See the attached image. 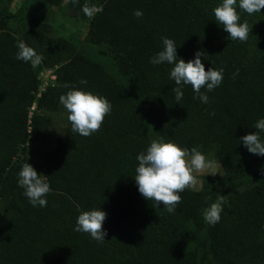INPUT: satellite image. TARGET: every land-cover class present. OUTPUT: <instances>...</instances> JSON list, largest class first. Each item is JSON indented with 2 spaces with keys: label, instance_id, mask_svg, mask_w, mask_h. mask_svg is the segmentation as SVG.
<instances>
[{
  "label": "trees",
  "instance_id": "16d2710c",
  "mask_svg": "<svg viewBox=\"0 0 264 264\" xmlns=\"http://www.w3.org/2000/svg\"><path fill=\"white\" fill-rule=\"evenodd\" d=\"M61 2L0 8V264H264V156L240 141L264 119L263 29L252 24L245 42L231 40L210 0H67L76 21L88 23L78 46L71 37L52 35L39 14ZM85 3L98 9L92 18L82 11ZM21 22L63 58L42 90V64L33 68L16 59L22 39L9 28ZM162 37L174 40L178 59L187 62L203 51L206 70L224 68L222 83L207 92L209 103L194 98L191 85L176 101L173 65L150 63L163 50ZM100 44L113 53L111 66L87 50ZM72 89L112 105L88 137L72 131L59 101ZM159 137L202 154L213 148L222 180L241 188L222 194L226 203L214 226L203 212L221 195L214 200L207 188L179 193L173 213L139 193L136 156ZM260 137L264 141V132ZM48 141L54 146L43 151L40 164L23 149ZM25 162L52 189L46 207H33L18 185ZM92 209L106 213L102 243L75 231L78 215Z\"/></svg>",
  "mask_w": 264,
  "mask_h": 264
},
{
  "label": "clouds",
  "instance_id": "9594fccd",
  "mask_svg": "<svg viewBox=\"0 0 264 264\" xmlns=\"http://www.w3.org/2000/svg\"><path fill=\"white\" fill-rule=\"evenodd\" d=\"M70 2L75 5L79 0ZM236 5L237 0H222V3L213 9L214 19L223 26L228 38L245 42L252 29H249L247 22L240 23L241 17ZM239 8L251 15L264 10V0H239ZM82 11L87 17L92 18L98 9L85 3ZM134 15L141 17L143 13L137 9ZM162 43L163 50L151 57L150 63L159 65L167 62L173 65L170 78L177 85L172 89L176 101L179 103L184 95L183 86L191 85L196 94L194 98H198L204 104L209 103L207 92L213 91L222 83L224 68L210 67L206 70L201 60L204 56L203 51H197L194 59L185 62L182 58L178 59L177 46L173 39L162 37ZM17 47V60L30 62L33 68L43 62V55L37 54L35 49L24 41H19ZM80 83L87 84V81L82 79ZM64 86L68 87L67 84ZM202 88L206 91L202 92ZM59 101L69 113L68 120L72 131L84 137L99 131L105 117L112 110V105L106 97L81 89L69 90L59 97ZM210 114L215 115L214 111ZM254 127L257 131L242 136L240 141L250 153L264 156V141L260 137V133L264 132V119H259ZM136 159L139 163L134 179L139 193L146 200L155 201L157 206L163 204L169 213L175 212L182 202L179 193L186 189L199 190V175L215 174L207 171L212 167V162L196 148L189 151L187 147H181L171 140L165 142L163 137L153 139L146 152L139 153ZM18 185L24 189V195L33 207L47 206L46 197L52 189L45 176L38 174L28 162L22 165L18 173ZM225 203L224 195H221L204 210L203 218L207 224L214 226L220 221ZM105 219L106 213L100 209L82 211L77 217L75 231L89 233L92 239L102 243L107 235L103 228Z\"/></svg>",
  "mask_w": 264,
  "mask_h": 264
},
{
  "label": "rangeland",
  "instance_id": "374dc122",
  "mask_svg": "<svg viewBox=\"0 0 264 264\" xmlns=\"http://www.w3.org/2000/svg\"><path fill=\"white\" fill-rule=\"evenodd\" d=\"M25 0H11L7 2L4 7L10 11H16ZM213 7L220 5L222 0H210ZM237 11L240 14L241 21L247 22L248 26H258L259 29H263L264 34V10L249 15L239 8V0L236 5ZM40 16L49 23L50 33L52 35H64L74 39L78 46L81 45L82 40L87 34L88 23L83 21H76L75 16L70 12L67 7V0H63L58 6H47L40 8ZM18 27V28H17ZM9 29L14 31L19 38L22 39L28 46L35 49L37 54H43L45 61H43L40 76V87L42 90L46 83L54 78L53 71L63 61L62 56L54 51L52 48H48L44 41L34 36V32L26 23L23 22L11 26ZM88 52L91 54L104 56L109 66H111V60L114 58L113 53L104 45H93L88 47ZM102 54V55H101ZM54 143L48 142H27L23 149L31 152L28 156L34 160L37 164L42 162V155L44 150L52 149ZM206 158L212 162V167L208 169L209 172H215V174H201L198 177V189L207 188L211 191V198L216 199L218 196L226 193H230L241 189L240 187L233 186L222 180L223 169L214 155L213 148H209L208 152L204 154Z\"/></svg>",
  "mask_w": 264,
  "mask_h": 264
}]
</instances>
